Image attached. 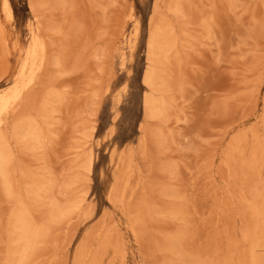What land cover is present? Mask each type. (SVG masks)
<instances>
[{
    "label": "rangeland",
    "instance_id": "obj_1",
    "mask_svg": "<svg viewBox=\"0 0 264 264\" xmlns=\"http://www.w3.org/2000/svg\"><path fill=\"white\" fill-rule=\"evenodd\" d=\"M4 97L0 264H264V0H0Z\"/></svg>",
    "mask_w": 264,
    "mask_h": 264
},
{
    "label": "bare ground",
    "instance_id": "obj_2",
    "mask_svg": "<svg viewBox=\"0 0 264 264\" xmlns=\"http://www.w3.org/2000/svg\"><path fill=\"white\" fill-rule=\"evenodd\" d=\"M6 7L8 8L7 4H6ZM40 50H42L41 41L38 38V36L35 33H33L32 43L30 46V50L28 52V60H29L28 64L33 65L36 62V60L39 59V52H41ZM1 100L2 101L0 102V106H2V110H1V113H2L3 111H5L7 109L8 105L10 104L11 98L4 97Z\"/></svg>",
    "mask_w": 264,
    "mask_h": 264
}]
</instances>
